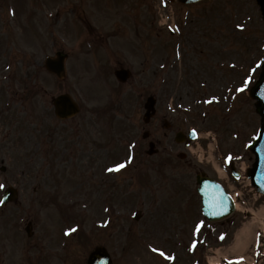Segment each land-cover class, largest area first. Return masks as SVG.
Masks as SVG:
<instances>
[{
	"label": "rangeland",
	"instance_id": "1",
	"mask_svg": "<svg viewBox=\"0 0 264 264\" xmlns=\"http://www.w3.org/2000/svg\"><path fill=\"white\" fill-rule=\"evenodd\" d=\"M6 1L0 0V137L2 135L1 139L4 138L3 144H0V166L6 167L5 172L0 170V182L7 175L8 184L16 185L19 200L22 201L19 207L8 208V237L15 238L16 243L26 239L17 218L29 216L36 221L40 209V215L46 217L42 221V228L49 234L53 248L56 247L59 240L55 238L56 226L52 222L59 215L47 204L51 195L58 192L62 180L66 183L62 187H67L68 190L60 192L66 199L80 201L84 182L88 185L90 195L103 193L104 188L98 189V194L90 190L102 177L103 170L118 161L124 162V168L128 167V170L122 171V168L119 175L115 176L114 183L120 186V189L117 187L115 190V209H97L93 205L88 209H80L85 216L87 233L97 230L96 222H110L109 229L105 227L103 231L98 227L99 233H94L91 241L89 239L85 243V253L87 248L91 249L95 244L102 243L109 250L114 264H170L163 259L161 253L156 255V249L160 247L150 245L155 244L165 245L161 247L162 251L171 259L174 258L175 263L172 264H195L198 259L199 264H205L206 249L210 245L227 244L240 230V223L245 218L240 212L233 217L232 226L226 227L220 224L204 226V220L200 216L199 231L204 235V242L201 243L197 233L192 232L191 243H197V255H192L188 249L190 247L186 246L191 240L190 235L187 234L186 240L183 236L184 229L178 226L184 225L182 222L185 221L189 223V215L192 214L193 221L187 228L194 225L195 206L188 197L191 190L195 191V171L199 165L195 159H191V155H188L187 162L177 157L178 153H186L188 149L177 144L174 136L178 130L187 132L191 128L204 133L211 131L217 134L222 154H229L231 151L244 159L248 157L247 163L251 164L245 145L248 139L255 136L260 117L255 112L254 101H246L247 97L241 91L243 80L232 84L226 77L225 85H222V68L231 69L230 73L233 75L229 76L235 78L238 74L243 75L239 71L248 70V63L240 61L241 56L235 49L228 52L225 43H218L226 39V22L233 31L241 23L253 32L240 45L247 50L249 64L258 63L264 43V26L261 19H257L256 0H203L200 4L189 6V9L177 0H168L171 4L168 9L173 10L186 42L185 45L182 42L181 48L173 45L178 37L173 39L164 31L157 36L160 19L153 5L160 0H40V11L52 8L56 3L55 8L65 10L56 17L59 22L61 20V24L65 23L64 26L61 25L59 31L54 29L53 33H56L57 38L66 36L69 40L66 46L57 39L53 43V35L48 36L46 31L37 37L40 41H35L30 40L25 31L19 34L18 30H10L13 28L11 22L7 29ZM24 3L25 10L21 12L23 16L18 14L14 19L16 29L22 27L21 23L28 25L26 13L29 15L35 10V5H28L29 1L25 0ZM77 3L82 10L77 7L71 11L70 4ZM20 9L21 6L19 11ZM205 11L208 12L206 18H196L197 14ZM83 15H87L93 27L96 26L93 29L90 24L87 26L89 30H93V36L87 33L81 19L76 17ZM34 23L30 22L27 27L31 34L35 31ZM116 24L130 25L132 33L112 31L114 28L111 27ZM215 27L217 32L210 33ZM212 35L218 39L214 40ZM98 38H108L109 41L97 44L92 40ZM60 48L70 56L66 62L68 76L64 81L48 74L43 65L45 57L53 55ZM175 52L180 54L181 60L174 59ZM168 55L175 64L165 61ZM224 55L227 58L220 61L219 57ZM119 61L131 67L134 73V78L125 87H118L110 69ZM223 62L225 64L222 66ZM215 63L218 65L212 70L210 66ZM239 64L244 65V69L232 67ZM253 70L254 68L250 69ZM248 78L252 80L253 76L249 74ZM226 85L230 87L229 91L233 96H238L239 101L235 99L231 103L229 94L223 98ZM198 87L206 89L207 93L199 92ZM64 91L76 96L83 107L106 110L99 120L102 128L100 133L97 135L98 130L92 125L88 128L89 136H86V139L90 136H104L103 144L94 146L83 142L82 149L86 152L84 158L79 157V147H74L72 154L69 152L70 148L65 150L68 146L80 144L75 138L81 135H72L71 132H74L77 124H54L56 122L52 114L51 96ZM150 94L157 97L158 110L147 124L143 121V106ZM163 118H167L172 125V129L167 130L168 138L163 135ZM77 121L82 122L83 118L79 117ZM234 125L237 128L235 133L239 134H230L229 130ZM145 130L150 131L151 135L143 139ZM107 131L109 134H106ZM49 135L57 138L56 151L48 144ZM150 140L159 141L160 152L152 158L146 156ZM201 141L205 144L203 138ZM133 142L136 153L132 161L128 152L129 148L132 149ZM116 157L115 161L112 160ZM188 162H192L191 166ZM133 166L132 171L137 169L138 177L132 178L129 175ZM89 168L90 171L95 168L96 173L89 172ZM202 168L214 175L211 168ZM139 171L146 175L147 182L139 175ZM86 173L91 175L89 180L83 179ZM2 194L3 191L0 190V200ZM40 200L42 207L35 208L37 205L34 203ZM93 201L100 206L97 197ZM76 210L79 209H71L77 213ZM137 210L142 212L139 221L133 219ZM62 215L68 216L69 213L65 211ZM2 216L0 215V235ZM75 216L77 215L74 213L72 218ZM250 217L251 215H247L246 219L250 220ZM38 224L40 225V220ZM195 230L198 232V226ZM220 230L227 231L222 238L225 242H219L218 236L221 233L216 235ZM41 231V227L37 226L36 233H42ZM39 237L40 234L36 236L35 243L39 242ZM77 241L78 238L72 244L76 245ZM27 246L29 245L24 247L25 251ZM11 259L16 264H30L33 261L27 256H14Z\"/></svg>",
	"mask_w": 264,
	"mask_h": 264
},
{
	"label": "water",
	"instance_id": "2",
	"mask_svg": "<svg viewBox=\"0 0 264 264\" xmlns=\"http://www.w3.org/2000/svg\"><path fill=\"white\" fill-rule=\"evenodd\" d=\"M258 1L261 4L264 13V0H258ZM59 63L60 64L56 66V69L59 68L58 66L62 65L61 59ZM51 64H48L50 68H52ZM263 69H264V64H263ZM251 95L254 98H256L258 101L256 105H257V110L262 114L263 117V122H262L263 128L260 132L259 139L256 141V143H254L251 146L257 152L258 160L255 163V167L250 171V176L254 184L260 190L264 191V70L261 74L260 80L252 89ZM59 101L60 102L57 104L58 107L61 106L62 104H65L67 106L68 105L72 106V103L69 101L67 97H63L62 100ZM153 104H154V100L152 98H149L147 102V107L149 109H153ZM200 183L202 184L200 192L204 197V202L206 205L205 208L206 213L210 216H217L219 214H223L224 211L227 209V207L231 205L225 193L216 183H214L211 180L203 178L200 179ZM96 257L97 258L99 257L98 259H100L101 254L96 255ZM97 258L95 260H91L90 264H110V262L107 259L106 260L101 259L102 262L100 263V261L97 260Z\"/></svg>",
	"mask_w": 264,
	"mask_h": 264
},
{
	"label": "bare ground",
	"instance_id": "3",
	"mask_svg": "<svg viewBox=\"0 0 264 264\" xmlns=\"http://www.w3.org/2000/svg\"><path fill=\"white\" fill-rule=\"evenodd\" d=\"M250 224L252 223H246L238 234L237 242L235 245V248L238 249L237 254L244 252L245 248L249 244V241L253 239L252 237L253 227Z\"/></svg>",
	"mask_w": 264,
	"mask_h": 264
},
{
	"label": "snow or ice",
	"instance_id": "4",
	"mask_svg": "<svg viewBox=\"0 0 264 264\" xmlns=\"http://www.w3.org/2000/svg\"><path fill=\"white\" fill-rule=\"evenodd\" d=\"M123 167H125V165L124 164H120V165H117L116 167H115V169H109V171H113V170H116V171H119L120 169H122ZM4 187V185L3 184H0V188H3ZM2 203H4V201L3 200H0V204H2ZM157 251H160L159 249H156ZM161 254H163V253H161ZM170 259H171V257H169Z\"/></svg>",
	"mask_w": 264,
	"mask_h": 264
},
{
	"label": "flooded vegetation",
	"instance_id": "5",
	"mask_svg": "<svg viewBox=\"0 0 264 264\" xmlns=\"http://www.w3.org/2000/svg\"><path fill=\"white\" fill-rule=\"evenodd\" d=\"M2 255V256H1ZM0 255V262H3V258H5L7 256V248L4 246V248L2 249V253Z\"/></svg>",
	"mask_w": 264,
	"mask_h": 264
}]
</instances>
